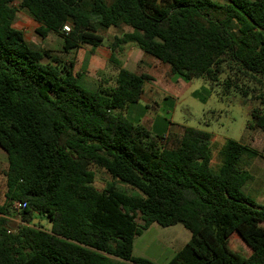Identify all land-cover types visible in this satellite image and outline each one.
Returning <instances> with one entry per match:
<instances>
[{"label":"trees","instance_id":"16d2710c","mask_svg":"<svg viewBox=\"0 0 264 264\" xmlns=\"http://www.w3.org/2000/svg\"><path fill=\"white\" fill-rule=\"evenodd\" d=\"M18 8L38 36L61 34L64 53L95 49L104 41L99 30L127 26L109 46L115 85L90 88L73 60L33 46L13 26ZM127 43L168 64L176 80L201 78L247 98L249 83L264 77V0H0V146L8 163L0 264H154L133 255L134 238L152 223L191 233L168 264H264V205L244 193L252 175L241 166L260 153L227 139L213 168L208 131L181 126L171 138L128 120L122 111L152 77L120 66L113 52ZM249 116L248 127L264 130L260 106ZM95 169L112 179L102 190ZM116 180L139 193L118 190ZM15 201L25 203L18 212ZM15 214L20 223L10 229L3 216ZM232 234L248 256L230 249Z\"/></svg>","mask_w":264,"mask_h":264},{"label":"rangeland","instance_id":"374dc122","mask_svg":"<svg viewBox=\"0 0 264 264\" xmlns=\"http://www.w3.org/2000/svg\"><path fill=\"white\" fill-rule=\"evenodd\" d=\"M14 5L18 6V3ZM18 9L13 26L22 30L26 40L33 46L50 50V54L62 62L73 60V70L83 74L84 82L90 88L100 89L114 84L119 65L111 59V62L106 60L107 52L104 48L110 46L114 36L128 30L127 26L99 30L104 36V41L96 49L83 44L70 53H64L61 34L50 32L45 38L38 36L30 24L31 20L26 10ZM129 45H133V59ZM113 55L120 62V66L125 64L127 69H133L135 73H147L152 77V80L145 83L141 98L157 99L156 103H149V107H146L145 103L139 100L128 105L122 113L128 120L135 124L144 123L156 135L171 132V138L180 135L181 126L208 131L211 134L210 153L213 168H218L220 164V150L227 139L236 140L257 150L260 155L242 158L241 166L252 175V179L242 189L256 202L264 205V130L247 126L250 123L249 111L253 106H260L264 111V77L260 83L250 82L252 96L242 98L235 91L224 95L221 85L201 78L189 82L174 79L163 64L146 55L135 44H127L122 51L116 49ZM0 177L3 180L2 174ZM110 181L112 179L108 174L95 169L96 188L102 190ZM114 182L118 190L132 195L139 193L121 181ZM136 222L142 223L139 217ZM262 225L264 226V221ZM7 226L13 229L15 224L9 223ZM45 228H49V223L45 224ZM190 236V231L182 224L164 227L152 223L134 238L133 255L147 258L154 264H168ZM229 247L241 256L246 257L250 254V248L237 234H232L229 238Z\"/></svg>","mask_w":264,"mask_h":264},{"label":"crops","instance_id":"0c3cea01","mask_svg":"<svg viewBox=\"0 0 264 264\" xmlns=\"http://www.w3.org/2000/svg\"><path fill=\"white\" fill-rule=\"evenodd\" d=\"M14 3H17V2H14ZM13 3V4H14ZM21 9H23V8H21ZM19 10V9H18ZM25 10V9H24ZM18 12V11H17ZM27 12V11H26ZM27 14H28V12H27ZM16 15H17V13H16ZM29 15V14H28ZM29 17H30V24H32V26H33V28H34V30H35V28L38 26L37 25V23L31 18V16L29 15ZM23 34H24V37H25V39H26V36H25V33L23 32ZM47 37V36H46ZM127 44H130V43H127ZM127 44H123V45H121L119 48H117V50L118 51H122L123 49H125V46L127 45ZM131 44H133V43H131ZM101 46V45H100ZM100 46H98V47H100ZM97 47V48H98ZM129 47H130V53H131V57H132V59H133V45H129ZM96 49V48H95ZM104 49H106L105 50V52H107V54H105L106 55V60L107 61H110V58H111V50H110V47L109 46H107V47H105ZM147 55V54H146ZM148 56H150V55H148ZM150 57H152V56H150ZM153 58V57H152ZM155 59V58H154ZM155 60H157V59H155ZM111 62V61H110ZM157 62H159V63H161V64H163L164 66H165V69H167V70H169V72H170V66L168 65V64H166V63H162V62H160L159 60H157ZM133 66V65H132ZM122 67H124V68H126V66H125V64H122ZM127 69V68H126ZM129 71H132L133 72V69H128ZM114 84L113 85H109V87H102L103 89H110V88H112L114 85H115V81L113 82ZM146 83V82H145ZM144 86H145V84H144ZM143 91H144V88H143ZM143 94V93H142ZM141 97H142V95H141ZM140 97V99L139 100H141V101H143L144 103H145V106L146 107H149L148 106V104L149 103H156V100L157 99H142ZM124 111V110H123ZM123 111H122V113H123ZM146 118V117H145ZM144 118V119H145ZM143 125H144V123H143ZM145 126V125H144ZM147 127V126H146ZM147 128H149V127H147ZM7 167H8V163H7V154H6V152H5V150L0 146V175L2 174L3 175V180H2V178L0 177V204H2L3 202H4V200H5V197H4V195H5V192H6V170H7ZM2 181V182H1ZM17 214H15V215H13V216H3V217H5L7 220H8V223H11V224H15V226L17 225V224H19L20 223V219H19V216L17 215ZM2 217V215L0 214V218ZM45 224H47V223H45ZM15 227H13V229H14Z\"/></svg>","mask_w":264,"mask_h":264},{"label":"built area","instance_id":"2783aa9c","mask_svg":"<svg viewBox=\"0 0 264 264\" xmlns=\"http://www.w3.org/2000/svg\"><path fill=\"white\" fill-rule=\"evenodd\" d=\"M69 30H70V24L67 23L63 26V31L69 32ZM24 205L25 203L15 201L12 203V208L18 212Z\"/></svg>","mask_w":264,"mask_h":264},{"label":"water","instance_id":"95a60500","mask_svg":"<svg viewBox=\"0 0 264 264\" xmlns=\"http://www.w3.org/2000/svg\"><path fill=\"white\" fill-rule=\"evenodd\" d=\"M32 223H34V224H36V223L45 224V223H47V219L34 218Z\"/></svg>","mask_w":264,"mask_h":264}]
</instances>
